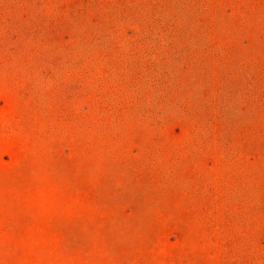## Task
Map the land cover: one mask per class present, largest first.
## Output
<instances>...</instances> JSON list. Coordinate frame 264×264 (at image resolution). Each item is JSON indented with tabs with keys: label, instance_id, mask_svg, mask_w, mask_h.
I'll return each instance as SVG.
<instances>
[{
	"label": "rangeland",
	"instance_id": "rangeland-1",
	"mask_svg": "<svg viewBox=\"0 0 264 264\" xmlns=\"http://www.w3.org/2000/svg\"><path fill=\"white\" fill-rule=\"evenodd\" d=\"M0 264H264V0H0Z\"/></svg>",
	"mask_w": 264,
	"mask_h": 264
}]
</instances>
